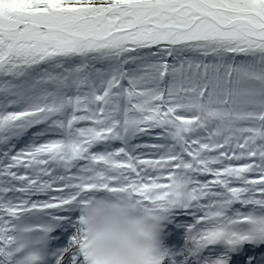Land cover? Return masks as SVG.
I'll list each match as a JSON object with an SVG mask.
<instances>
[{"label":"snow or ice","instance_id":"snow-or-ice-1","mask_svg":"<svg viewBox=\"0 0 264 264\" xmlns=\"http://www.w3.org/2000/svg\"><path fill=\"white\" fill-rule=\"evenodd\" d=\"M0 264H264V0H0Z\"/></svg>","mask_w":264,"mask_h":264}]
</instances>
